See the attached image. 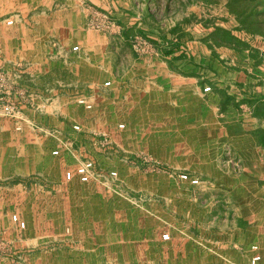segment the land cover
I'll use <instances>...</instances> for the list:
<instances>
[{"label":"crops","instance_id":"1","mask_svg":"<svg viewBox=\"0 0 264 264\" xmlns=\"http://www.w3.org/2000/svg\"><path fill=\"white\" fill-rule=\"evenodd\" d=\"M208 2L0 0V70L5 77L0 102L12 98L20 108L16 117L0 111V183L5 182L0 193L31 198L40 225L30 228L41 235L29 244L48 235L51 193L62 199L58 212L76 209L61 206L65 194L72 197L81 187L79 178L67 181L63 171L50 168L52 162L67 158L75 167L81 159H95L105 150L98 134L106 133L109 148L130 156L150 154L160 159L163 170L151 174V188L139 187L145 198L152 195L142 201L140 235L105 242L104 250L135 246L132 259L148 264H244L258 245L264 262V82L252 91L250 70L236 63L242 37L227 0H220L226 16L214 24L199 17L200 28L195 23L197 10ZM96 9L117 25L106 31L88 27ZM137 35L147 38L154 52H135ZM208 86L211 90L205 91ZM82 98L92 107L80 103ZM57 135L72 139L73 148L53 154L61 147ZM228 145L242 160L241 172L224 166ZM180 169L200 183L185 182L180 190L174 174ZM149 214L151 230L145 222ZM9 221L4 217V224ZM165 230L173 235L167 243L170 252L160 249ZM87 236L92 238V232ZM146 245L153 251L144 259ZM125 253L105 258L130 260Z\"/></svg>","mask_w":264,"mask_h":264},{"label":"rangeland","instance_id":"2","mask_svg":"<svg viewBox=\"0 0 264 264\" xmlns=\"http://www.w3.org/2000/svg\"><path fill=\"white\" fill-rule=\"evenodd\" d=\"M178 4V10L183 8V4H180L179 1ZM220 5V0H209L206 7L201 10L198 9L200 11L197 10V15L194 16L195 23L201 21V18L204 23L203 20L209 18L207 23L214 24L220 17L226 16L225 11L227 9L225 8V4H222V7ZM141 6H145V2H141ZM182 11L184 12L186 10L182 9ZM232 16L236 19L235 15L232 14ZM172 18H175L174 14ZM225 22L228 24L231 20L226 19ZM201 25V23H198L199 28ZM200 33L201 31L197 32V34ZM219 34L224 38L226 37V34L223 32ZM240 34L242 37L241 40H246L254 47H258L262 50L264 49L262 36L258 35L256 37H251L243 32H240ZM239 44L242 45V42ZM132 46L134 48V45ZM135 52L137 51L135 50ZM236 56V63L242 68L247 67L250 70V72L247 73L248 81L250 82L251 90L254 91L256 84L264 82V65L256 68L253 64L255 59L250 55V51L247 49L243 50V48H240ZM2 104L1 101L0 111L4 116H7L2 109ZM117 119L118 123H121L119 122L120 118ZM118 128L124 129L126 125L120 127L119 124ZM98 136H101V139H99L101 142L99 144L105 150L103 152H98V158H85L81 159L80 163H76V166H78V164L80 165L85 160H93L95 162L94 176L89 182L80 181L81 187L76 188V195L72 192V197L65 194L63 198V202L66 204H63L61 208H63V206L66 207L67 204H72L76 206V209L70 207L67 212H58L56 206L60 204V200L62 201V199L60 195L57 196V193H51L48 196L50 205V210L47 213L49 222L48 235H44L45 237L42 236L44 238L39 239L37 245L28 243L29 240L31 241L36 237L40 238L41 235L34 227L30 228V224L35 223L36 226H39L40 223L34 219L35 214H33L30 207L31 198L29 195L26 196L23 193L20 195L13 194V196H11L7 194V191H2L0 193V264H148L147 261L132 259L136 255L135 246L125 245L124 247H117L113 245L112 248L104 250V243L117 242L123 239L126 241H133L140 235L137 226L142 217V201L143 199H147L146 202L149 201L152 195L150 193L148 197L145 198L142 196L143 191L140 190L139 187L145 185L151 188L154 182L151 174L161 173L160 171L163 170V164L160 159L150 154H134L130 156L127 151L119 147L109 148L112 145L110 144L108 135L102 133L101 135L98 134ZM57 137L58 140H61V147H59L60 153L61 148H66L68 150H71V147L73 148L74 143L72 139H66L59 135H57ZM62 140L64 142H71V147H66ZM104 152L107 153V155L104 154ZM72 154L78 155L76 152ZM73 157L76 158L75 156ZM58 159L59 158H57L55 162H52L50 168L53 169L55 173L63 171L66 180L72 181L75 177L72 180H68L66 173L69 170L76 169V166L74 167L72 165L73 160L69 161L67 158H62V160ZM181 170L183 169L175 170L176 172H174L178 178L180 190H182L183 183H192L190 180L182 177L185 173L190 175L191 173ZM114 172L116 174H114ZM0 184L4 185L5 182H1ZM181 203L183 204V200ZM14 214H18L20 218L26 222L25 227H20L16 223L13 219ZM4 217L10 219L9 223L4 224ZM151 217L152 214H149L148 219L145 218V222L148 224L150 230L153 226ZM90 231L92 232V238L89 239L87 235ZM165 233L170 234L169 239H164ZM172 236L171 231H162V239L165 242L161 243V250L166 249V252L171 251L167 243L172 239ZM99 243L101 245H99ZM99 246H101V250L98 249ZM148 247L149 246L146 245L144 250L141 249L144 252V259L150 258L149 253L153 251L152 249H150V251L146 250ZM260 249L261 248H259V250ZM252 250L254 249L252 248ZM111 252H126L125 258L129 257L130 260H111L105 258L106 256H110ZM105 253H107V255H105ZM113 256L120 255L113 254ZM251 258L248 262H244V264H250ZM262 261L263 260H261V264H264Z\"/></svg>","mask_w":264,"mask_h":264},{"label":"built area","instance_id":"3","mask_svg":"<svg viewBox=\"0 0 264 264\" xmlns=\"http://www.w3.org/2000/svg\"><path fill=\"white\" fill-rule=\"evenodd\" d=\"M8 23L13 24L14 20L10 19L8 20ZM88 26L95 30L106 31L113 29L116 26V22L108 14L98 10H94L91 16V20L88 23ZM133 45L135 50L140 55H148L154 52L153 45L142 35H137L134 37ZM77 49H79V46L74 47V50ZM4 78H5L4 74L0 70V84L2 83ZM107 84H110V82H107ZM210 90H211L210 86L205 88V91H210ZM2 103H3L2 109L7 116L16 117L17 114L20 112L19 103L16 100L12 98L11 99L8 98L2 100ZM80 103L86 104L87 107H92V105L90 103H87L84 98L80 99ZM124 126H125L124 124H120V127H124ZM75 129L80 130L81 126L79 124H76ZM62 142L66 147H71L72 145L71 142H64L63 140ZM53 154L55 155L60 154V149L56 148L53 151ZM223 161H224L223 162L224 166L232 172L238 173L243 170V163L241 158L235 153L234 149L229 145L226 146L225 148V158ZM94 173H95V162L93 160H85L75 170L67 171L66 177L68 180H72L74 177L77 176L80 181L89 182L94 176ZM114 174L116 173L114 172ZM182 177L190 180L194 184L200 183V179L198 177H194L190 174L185 173L182 175ZM13 219L20 227L26 226V222L22 220L18 214H14ZM169 238H170V234L165 233L164 239H169ZM252 248L254 249L255 254L252 256L250 264H261L262 255L259 252V246L253 245Z\"/></svg>","mask_w":264,"mask_h":264},{"label":"trees","instance_id":"4","mask_svg":"<svg viewBox=\"0 0 264 264\" xmlns=\"http://www.w3.org/2000/svg\"><path fill=\"white\" fill-rule=\"evenodd\" d=\"M226 6L236 16L239 31L251 37L260 35L264 42V0H227ZM241 42L242 45L238 44V47L249 50L256 65H264V49L254 47L246 40Z\"/></svg>","mask_w":264,"mask_h":264}]
</instances>
